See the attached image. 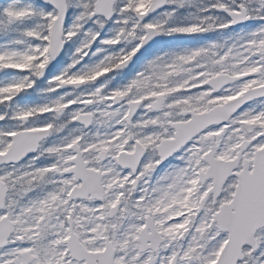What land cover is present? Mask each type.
<instances>
[{
  "label": "snow or ice",
  "instance_id": "snow-or-ice-1",
  "mask_svg": "<svg viewBox=\"0 0 264 264\" xmlns=\"http://www.w3.org/2000/svg\"><path fill=\"white\" fill-rule=\"evenodd\" d=\"M0 264H264V0H0Z\"/></svg>",
  "mask_w": 264,
  "mask_h": 264
}]
</instances>
